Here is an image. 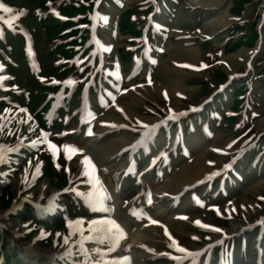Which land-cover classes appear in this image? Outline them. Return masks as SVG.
<instances>
[{"label":"rangeland","instance_id":"rangeland-1","mask_svg":"<svg viewBox=\"0 0 264 264\" xmlns=\"http://www.w3.org/2000/svg\"><path fill=\"white\" fill-rule=\"evenodd\" d=\"M2 1L13 7L15 10L24 11V16L20 18V24L28 32L32 41L34 54L41 61L40 75L55 76L62 79L65 75L70 73V68L73 69L72 75L74 77L72 76V79L75 80L74 84H76L75 86L78 88V95H75V97H77L69 104L70 99H68V97L70 96V91L67 96H64L66 99L62 105V107L67 108V104H69V113L72 111L68 119L70 124H66L67 129L69 128L72 131L68 133L69 137L73 138L78 131L77 117L82 89L87 82H90L89 80H95L96 83L91 85L92 95L90 101L94 107L93 111L97 116V121H102L103 117H113L114 119L121 121L124 125L126 124L125 126L129 129L128 138L136 141L141 138L144 139L142 141L146 142L147 148L145 153H139L140 150L135 153L136 157H141L138 168L134 173L136 175L133 178L128 177L129 180L124 181L121 194L116 196L117 201L120 200L122 195H125L124 199L128 198V203H126L125 206L130 207V205H134L139 201L143 189L145 190L149 186L155 190L153 191L154 195H160L158 190H161V186L166 184L165 182H167L168 177L161 175L162 172L166 171L165 165H163L164 161H161L162 157L152 166L148 165L149 160L151 161L158 155L152 153V150L155 149V143H157L158 148L164 141L167 142L169 140V142H174L180 131V122L183 121L185 135H195L192 139L197 138L199 141H204L209 140L210 136H214L222 141L225 146V149L221 150L219 154L223 161L222 163L230 165L231 162L235 160V157L245 161V167L247 170L244 168L243 175L245 174V179L243 182L250 184L259 181V183L251 193H245L244 200L249 202L248 205H264V199H261V197L264 196V73L259 72L264 68V58L262 57L264 55V41L262 42V33H258V29H260L261 26H264V0H244V2L238 0H226L228 3L227 12L230 15L229 18L231 21L222 28L215 37L209 36L204 38L205 33H203V31H207L210 26L207 27L205 25L204 28H201L200 25V27L196 28L202 35L194 38L189 44L195 48L196 56L191 69L182 73L179 77L180 79H183L184 87H186V89L178 98L169 97L167 93L160 94V92L156 90L152 93H148V97H142L138 91L144 89L146 87L144 86L145 84L150 87L152 81H160L153 76L150 80L145 81L144 77H139L138 72H136V70L144 71V74H146L151 70V65L147 62V59L144 58L140 61V51L145 47L141 35L142 28L145 27L148 33L149 29H151L149 36L150 44H152V52L154 50L157 51L156 48L163 49V53H157L158 57L161 55L159 60H166L169 58V50L176 48L179 50V47H184V45H182L183 39L180 34H171L173 38L168 41L169 34L165 33L164 25L161 23L162 20H165L166 16L160 15L161 13L159 14V10L157 16L155 13L156 7L153 5L151 6L150 3L140 0H100L101 2L99 1L98 4L100 3L101 8L96 4L95 8L101 9L104 16H107L110 21L109 26L106 25L103 30L105 35L101 34L102 40L112 44L113 54L110 55V57L113 58V61H110L108 60V56H106V60H103L95 50L92 39L94 29L98 26L93 25L92 14L90 17V15H81V12H79L82 8L87 7V0H59L57 8L60 12L57 15H54L51 9V5L57 0ZM167 1L173 5L176 4L175 0ZM184 10V7L181 6L173 13L175 14V19L172 21L173 26L181 27L180 21L184 18ZM222 11H224V8L212 11L205 15L202 20L200 19V16H197L198 25L202 24V22L204 23L208 20H212V16ZM149 13L153 14L150 24L148 23ZM64 14L67 18L60 22V19L64 17ZM119 15H121L120 19H122L120 21H118ZM160 17H163L164 19L161 20ZM152 22L157 24V32L151 27ZM66 29L68 31H65ZM103 31L101 32L103 33ZM66 32L67 34H65ZM133 32H135L134 35H132ZM154 33L156 34V38L152 35ZM4 35L7 39L5 42L0 41V56L6 58L8 61H12L13 58L16 64L10 68L15 76L14 79L8 80L11 82V90L7 91L0 102V119L5 115V111H8V109L12 107L19 112L22 110L24 112V106L27 105L26 103L28 101L30 102V94L23 93L27 90H29L31 96L38 94L39 90H41V92L43 91L42 95H40V100L44 99L47 94L59 90V87H55V85H57L54 83L55 81L50 77H48L50 79L47 78L44 80L38 75L40 79L42 78L44 83L54 85L51 87L49 86L50 84L44 86L41 80L36 78V74H31L33 72L37 73L39 66L31 61V59H33L32 55L28 56L25 50H21L24 45L22 39L23 33L14 35L5 28ZM58 36H61V39H57L56 42L58 47H62L58 51L60 56L55 55L53 52L52 56L45 59L44 56H46V52L44 50L50 48L49 45H51L52 41L54 42ZM129 36L134 37L131 43L126 41V38ZM65 38L68 39L65 41ZM258 40L262 43L261 47H259L256 53L254 52L255 54L252 53L248 55V57L246 56L247 59L245 62L240 61L234 64L231 71H227L223 68L220 56L223 55L227 60H230L233 55L241 50L249 52ZM152 41L156 42L152 43ZM158 42H163V44L159 45L157 44ZM15 43L18 45L16 49L14 48L16 46ZM165 44H167V46ZM28 61L32 67H29L28 65L26 66ZM139 61L140 65L135 69ZM109 66L111 68L114 67L118 71L119 69L122 70L120 71V74L123 72L124 76L123 81L121 82V84H123V90L122 88L115 89L112 87L117 93H120L121 91L124 92L122 94L120 93L121 95L118 98V103L113 104L110 109L107 106H104L106 98L109 97V92H106L108 89L101 84V82H103L107 83L106 85H110L109 80H106L107 82H105V73ZM236 70L239 74H235L236 72L234 73ZM230 73L235 74V77L231 81H229ZM14 84L17 86H13ZM241 84L243 85L244 90L239 91L241 93L238 94L239 92L236 93V91L238 88L242 87ZM12 87H16V89H22L21 87H24L26 90L22 89L21 91L23 92H14L12 91ZM221 87H224L222 92L219 93L224 95L222 98L219 94L215 95ZM70 90H72V88H70ZM103 92L106 95L103 96ZM131 92H133V96L129 94ZM98 93L100 94V98H98ZM93 94H95L94 97ZM212 94H214L212 101L198 110L197 108L200 104L209 98V96L211 97ZM21 95L25 96V98ZM224 98L228 100V105L233 101L235 114H232L233 116L231 115L233 118L224 117L222 122L220 117L223 116L224 112L228 113L227 116H230L229 114L232 113L229 112L228 105L223 104ZM236 100H239L240 103L235 104ZM29 110L33 115L36 114L31 108ZM38 110L39 107L37 111ZM181 112H183L184 115H178L176 119H166L170 114H178ZM64 116L65 115L63 114L59 116L55 124L56 128L53 129V136L60 137L61 130H58L57 126L60 128L65 125L67 117ZM36 118L41 123L45 121L44 113L37 114ZM161 121H165V123L162 124L160 123ZM153 125H156V127L152 128L151 126ZM66 127L63 128L64 132ZM242 127H245L246 130L241 133L240 129ZM19 131L20 129H17V131L8 133L6 128L1 129L0 138L2 139L3 137H1V135H4V138L7 141H13L17 138ZM246 132L248 134L245 136ZM160 134H163L164 137ZM167 137L169 139H167ZM113 138V136L108 134L103 139L110 140ZM254 138L256 139L252 140ZM151 141L152 143L149 144ZM188 144L190 149L195 145L190 139H188ZM134 151L135 150L133 149V155ZM167 153L168 152H164V155L166 154L169 157V161L173 163V166L178 167L184 162L181 148H174L169 151L168 154ZM102 154L103 152L100 149H97L92 151L90 158L98 161V158L101 157ZM129 154L130 150L126 148H123L120 151L117 157L118 163H111V168L108 169L109 171H117V173L114 175L111 174V172H106L105 179H109L110 175L113 176V179L115 178V182L120 180L123 175V172H120L122 169L120 162H124ZM33 157L37 160H39V158L44 160L48 159V161L46 160L45 162L43 173L50 177H41L38 171L39 176L38 174L36 175L37 180L30 184L27 189L31 191L34 190L35 195H38L39 191H41L40 186L43 182L48 184V189L42 188V191H47L49 189H68L72 184L79 181L78 174L83 168L81 162L79 164L78 162L70 163L69 160L67 161L66 168L71 170L70 175L68 174V170L65 169V166H62L60 158L51 157V160H49L46 149H42L39 153L33 154ZM171 163L168 165L172 166ZM63 164L65 165L64 162ZM150 166L151 168L148 169ZM29 167L30 166H27L24 162L22 167L17 171L16 169L13 170L15 172H12L13 176L10 177V181L1 184L2 186H6L1 187L0 189V215L9 210L7 219L12 223H30L32 231L21 237L23 244L32 242L34 240L33 237L36 234L41 233V235L35 240L37 244L35 246H39L38 249L58 247L53 245L52 241V234L55 229L58 231L61 229V227L57 228V225L52 224L57 221L49 216L43 217L42 213L35 210L36 205L30 203H26V205L23 203L18 214L14 213V210L11 208V202L15 199L14 195L16 193L17 179H22L26 172H28L26 178L29 179ZM221 168L222 164H218L217 169L220 170L218 173L226 180V172L230 171L231 167H227L224 170H221ZM51 170L54 171V173H51ZM63 171L65 172V175L63 174ZM142 172H145V175L141 178L140 173ZM64 184H68V186L62 187ZM208 188L209 185L203 189L204 191L200 190L201 188L198 189L200 190V193L203 192L202 197L205 198H202L199 192H192L199 195L201 199L211 200L213 196L210 193L205 194ZM6 194L10 198V201L8 202H6L4 197ZM70 194V191H67L66 193L61 192V196L58 194L56 198L57 200L59 199L58 201L65 209L64 212H68V218H94V215H89L87 207H84L82 203H79V201L72 198V196L70 198ZM118 204L121 205V202L119 201ZM160 205L165 206V203L161 202L159 205H151L149 210L150 214H146L163 221L172 219L177 210L172 208L168 211L167 207V209L164 210L165 213L162 214L159 212ZM25 208H27V210H25ZM122 209L123 208H120L121 212L124 214ZM152 212L154 213L153 215L151 214ZM18 215L20 217H18ZM117 215H120L121 218L124 219L127 217L125 214L122 215L117 213ZM204 216L210 221V227H192V224L190 225L191 230L195 232L197 236H201V239H198L199 241H197L198 247L203 246L205 243L212 242L213 235L216 233L213 229H223L225 231L227 227H230L232 224V222H229V219L226 218L227 216H222L212 210L207 211ZM187 222L189 224L192 223L193 218H188ZM9 228L10 227L6 225H3V227L0 228V236L3 243L2 251L7 256V264H21L17 259L13 262L14 260H12L10 253L7 252L9 245L6 234H9ZM67 231L62 230V235L60 236L65 235ZM85 234V232H82V235ZM75 245L76 244H73L72 247H75ZM220 252V247L216 245L212 251V254H214L212 259L213 263L217 261ZM15 253L17 255L16 257L20 256L18 251H15ZM202 257L204 261L205 255L203 254Z\"/></svg>","mask_w":264,"mask_h":264},{"label":"bare ground","instance_id":"bare-ground-1","mask_svg":"<svg viewBox=\"0 0 264 264\" xmlns=\"http://www.w3.org/2000/svg\"><path fill=\"white\" fill-rule=\"evenodd\" d=\"M140 1L150 2L151 4L156 5V7L160 9V13H163L164 9V15H167V22L164 24L167 30L166 33L174 35L180 34L181 38L183 39L182 45H184V47H179V50H177V48L169 50V58H167L166 60H159V56L156 63L152 67L150 75L159 79L160 81H152L150 87L145 84L144 86L146 87L138 91L140 92L142 97H148V93H152L154 90H156L159 91L160 94L167 93L169 97L178 98L179 95H181L186 89V87H184L183 79H180L179 77L182 73H185L189 69H191L192 63L196 56L195 48H193L189 44L194 40V38L200 37L202 35L201 33H198L196 28L200 27V25L201 28H204L205 25L207 27L210 26L208 30L203 31V33H205V35L207 36L215 37L220 32V30L231 21L229 18L230 15L227 12L228 3L226 0H177V4H174V6L167 0ZM163 3H165V6L162 5ZM181 6H184L185 9L183 14L184 18L180 21L181 27H175L172 25V22H169V20H174V15L172 13L176 12ZM220 8H224V11L212 16V20H208L203 24L198 25L197 16H200L202 19L205 15H207V13L217 11ZM168 10H170V12L172 13H168ZM168 37L169 41L173 36L169 35ZM127 40L130 41L132 40V38L128 37ZM97 49L100 53H106V55L113 53L109 45H103L102 43H99V45L97 44ZM148 51L151 55L156 54V50L152 52V49H149ZM251 52L252 50H250L249 52L241 50L240 52L232 56L233 60H227L223 55L220 56V58L223 60H221L223 68L227 71H231L234 64L240 61L245 62ZM2 74L3 73L0 71V76ZM118 77L119 74L114 71L111 80L114 81V79H117ZM132 93L133 92L129 94L133 96ZM116 101L114 103H116ZM23 122L27 123L28 131H30V129H35V124L30 122L28 116L25 114L21 115L14 113L9 124H11L12 127L17 128L18 126L22 125ZM85 131H88V128L83 132ZM96 132L98 133V140L99 137L102 138L109 133H114L111 134V136H113L114 138L110 140H104L102 138L100 142H97L95 140V135L86 133L83 136V141L79 143V147L77 146V143L75 145L71 144L72 141L70 139L66 141L67 145H73L74 147L72 158L74 157L78 160H81L85 156L92 153V151H95L97 149H100L103 152L102 156L98 158L97 162L90 161V164H86L84 170L78 174L79 181L72 186V189L76 190L73 191L74 193L79 192L84 194V197L77 195L84 202L85 198L89 196V193H91L93 206L97 208L100 207V204L95 203V194L97 190L95 189L91 180V176L94 173L100 181V186H102V189L107 194L106 198H103L102 204L103 206L109 208L112 207V209H110L109 211L110 214H107V211L90 210L89 206L87 205L90 213L93 215H97L93 220L100 219L102 217L111 219L115 222L116 225L119 226V229L121 230L120 233H117L119 239L116 242V246L111 251H107V249L112 247V245L107 240V244H104V246H102V243H99L95 239L84 241V247L88 249L91 264H96L97 260L102 259H107L109 262H112V264H208L201 261L200 255L204 252L205 254H207L209 251H212V249L210 248L211 244L205 243L203 246L198 247L197 241H199L198 239H201V236H197V234H195V232L191 230L190 224L187 222L190 209H196L197 207L193 204V201H195V196L187 198L188 194L186 193L184 195V193L189 186L202 180L203 176L207 174H209V176H212L216 166L222 163V159L219 156L221 150L225 149L222 141H220V139L218 138L213 137L211 140L196 143L194 147L189 150L190 153L187 154L188 157L182 164H180L178 167H171L172 169L170 168L169 171L165 173L164 176L168 177V179L167 182H165L166 184L161 186V190H158L160 195L152 194V192L155 191L152 188H148L147 190H145L146 193L150 194V199L152 200V202L155 201L156 205H159L161 201L165 203V206L160 205L159 212H161L162 214L165 213L164 210H166L167 207L168 211L170 210V206L173 205L172 203L175 200L174 198L182 197L184 195L181 201V205L179 206L177 212H175L176 216L174 217V219L172 218L167 221H163L158 218H150L149 221L145 222L144 220L141 221L138 217V219L135 217L138 215V212L140 210H142L140 213L149 212L150 207L149 205H146V198L144 199L143 196L142 201L138 204L139 209H136L134 214L133 210L132 213L130 210L128 211L126 219L121 218L120 215L116 214L117 208L115 206V203L117 202H114V187L111 185V179H109L107 182L104 181V172H106L110 168V164L118 163L117 153L119 152V150L124 147L132 149L135 145V142L128 139L129 133L125 130V126L116 119L104 117L103 120L99 122V128ZM92 136L94 138H91ZM25 138L26 133L22 132L19 141L23 142ZM81 139L82 138L80 137V140ZM189 139L192 141L191 138ZM171 146L172 143H168L164 148H170ZM12 147V145H9L8 148H5L4 152L2 150L0 151V156L3 155V162H0V174H4L6 172L5 164L7 162L12 163V159L15 158L9 157L5 152L7 149ZM10 158L12 159L10 160ZM92 166H94V172L92 170ZM120 166L128 167L129 161H127L126 164L120 163ZM237 174L240 175L239 172H237ZM31 183L32 181L30 179L27 180L26 176L22 179H17L15 193L17 201H19V199L32 198V191L27 190ZM233 183V185L235 186L233 190H223L225 191V194L227 196L226 200L228 201H217L216 199H213L211 202L207 200L201 201L200 207L197 208L198 214L193 216L194 221L199 220L202 225H209V221L204 218V213L206 210L214 209L215 211H218L219 213L230 217L233 222L232 226L228 227L225 230V235H228L231 232L233 233L234 229L243 232L244 227H248L254 222L261 221L264 216L262 215L264 214V205H248L249 202L247 200H244L245 193H251L256 185H258L259 181L250 184L243 183L241 181H234ZM222 187L223 185L221 181L216 182L212 187V191L214 193L218 191L220 192ZM42 188L48 189V184L46 182H43L40 186V192L44 194V192H42ZM48 192H50V190L47 191V193ZM50 194H53V192H51ZM195 198L197 199V197ZM32 199L34 200V198ZM117 212L124 215L118 210ZM89 221L92 220H83L81 224H76L75 220L70 221L72 222L71 230L76 229V233H74L75 235L73 240H71V238L73 237H67L69 243L74 244V241H79L81 239L82 234L79 230L81 228L84 229V232H86L85 236L89 235ZM152 221H157V223H153ZM0 222L10 227L9 234H6L7 239L9 240L10 237L12 239L13 236L21 234L24 230L18 229L20 226L19 224H14L11 221L6 220L5 217H1ZM165 229L167 230L169 235H165ZM218 234L220 233L217 232L213 235L215 240L224 239V235L222 236ZM169 236H171L172 239H175L177 244L180 247L185 248L186 251H178L176 246L172 244V239H170ZM193 237H195V239ZM55 239L58 238L56 237ZM263 242L264 231L260 233V241L255 242L253 247L251 244V246H249L248 249L245 250V252L242 251L243 248H238L233 251H224L219 258V263L264 264L262 259H260L261 249L264 255V246H262L261 244ZM22 246L23 245L18 242L14 247H8L7 252L10 253L12 260H14L13 262H15V259H17L21 262V264H45L44 260L40 259V257L48 260V258L51 257L50 254L54 251H57L53 248H36V255H39L40 257L32 256L30 258L28 256H25L24 250L21 248ZM90 248L92 249V251H90ZM96 248L105 250V256L99 257L98 254L93 251V249ZM63 249L61 248L58 251H62ZM15 251H18L20 256L16 257L17 255ZM77 251L78 245L76 244V246L73 248V256L71 257L70 262L71 264H80V261L83 259L82 256L77 254ZM209 260H211V258H209Z\"/></svg>","mask_w":264,"mask_h":264},{"label":"snow or ice","instance_id":"snow-or-ice-1","mask_svg":"<svg viewBox=\"0 0 264 264\" xmlns=\"http://www.w3.org/2000/svg\"><path fill=\"white\" fill-rule=\"evenodd\" d=\"M97 2H99V0H97ZM0 8H3L4 12H10L11 9L4 7L3 5H0ZM106 20V18H104ZM63 83H68L71 84L72 81L68 80V81H64ZM195 110V109H192ZM171 113V110H170ZM178 115H184L183 112L178 113V114H170L166 119H176ZM160 123H165V121H161ZM148 127V126H146ZM152 128H155L156 125L151 126ZM31 130V129H30ZM42 135H45L44 133H41ZM87 134H91L90 131ZM234 143V141H233ZM230 146V145H229ZM61 147L65 148V149H69L72 146L70 145H62ZM55 156V154H53ZM161 155H164L163 153H161ZM66 158H67V152H66ZM0 162L2 161V158H0ZM82 162H88L90 164V161L88 160V157H84ZM155 162V158L154 161ZM211 163V162H210ZM225 168L230 167L229 164H226L224 166ZM92 170L94 172V166H92ZM85 174V173H82ZM98 187V190L96 191L95 194V203L96 204H100V207H94L93 206V199H92V194L89 193V196L85 198V203L86 205L89 206L90 210L93 211H107L106 206H103L102 204V200L103 198H106L107 194L106 192H104V190L102 189V186H100V182L98 178H95V184L94 187ZM67 191V189L65 190ZM72 191H76L75 189H72ZM77 195H80L82 197H84L83 193H76ZM194 199H196L194 197ZM261 199H264V197H261ZM150 203V199L148 201ZM83 222V218H77V220L75 221L76 224H81ZM153 223H157V221H152ZM66 223L69 225V227H71V223L69 221H66ZM195 224L200 225L202 227H210L209 225H202L201 222L199 220L194 221ZM258 223H264V219H262L261 221H258ZM89 228V235L87 236H81V239L79 241H74L73 243L78 245V251L77 254L82 256L83 259L80 261V264H91V260H90V256H89V252L88 249H86L84 247V241L87 240H97L99 243H104L106 240L112 245L111 248L107 249V251H111L115 248L116 246V242L119 239V236L117 235V233H120L121 230L119 229V226L115 224L114 221H112L111 219H107V218H100V219H96V220H92L88 222ZM81 231V233L83 232V229H79ZM115 230V231H113ZM215 231H221L220 229H214ZM59 235V234H57ZM165 235H169L167 230L165 229ZM170 239H172L171 236H169ZM195 239V237H193ZM64 243L66 245H68L66 251L61 255V257H59L60 259H70L73 256V248L72 245L69 244L68 242V238L65 237L64 239ZM172 244L176 246L177 250L180 252H185L186 249L183 247H180L175 239H172ZM94 252H96L98 254L99 257H104L105 256V250H102L100 248H96L93 249ZM126 259V258H125ZM96 264H112V262H109L107 259H102V260H97Z\"/></svg>","mask_w":264,"mask_h":264}]
</instances>
